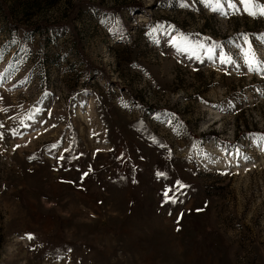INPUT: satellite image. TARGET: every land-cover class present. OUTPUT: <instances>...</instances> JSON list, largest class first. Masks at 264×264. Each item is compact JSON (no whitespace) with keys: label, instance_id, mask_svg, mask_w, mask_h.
Listing matches in <instances>:
<instances>
[{"label":"rangeland","instance_id":"rangeland-1","mask_svg":"<svg viewBox=\"0 0 264 264\" xmlns=\"http://www.w3.org/2000/svg\"><path fill=\"white\" fill-rule=\"evenodd\" d=\"M32 1L0 0V264H264V0Z\"/></svg>","mask_w":264,"mask_h":264},{"label":"snow or ice","instance_id":"snow-or-ice-1","mask_svg":"<svg viewBox=\"0 0 264 264\" xmlns=\"http://www.w3.org/2000/svg\"><path fill=\"white\" fill-rule=\"evenodd\" d=\"M241 3L245 5L244 10L247 11L250 15H257V11L253 10L252 7V0H240ZM259 14L264 15V8H259ZM246 62L249 66L250 70H256L257 67H264V61H259L256 59L255 54L249 49V52L246 53ZM223 62H230L227 59H225ZM262 140H264V136L261 137ZM158 175H163V173H158ZM164 196L168 198V192L166 191L164 193ZM31 238V237H29Z\"/></svg>","mask_w":264,"mask_h":264},{"label":"trees","instance_id":"trees-1","mask_svg":"<svg viewBox=\"0 0 264 264\" xmlns=\"http://www.w3.org/2000/svg\"><path fill=\"white\" fill-rule=\"evenodd\" d=\"M5 1V0H4ZM18 3H20V0H16ZM22 5L25 6L26 9H28L31 6H34V2L32 0H21Z\"/></svg>","mask_w":264,"mask_h":264}]
</instances>
